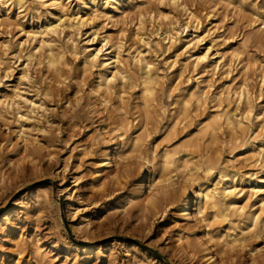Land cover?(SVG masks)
<instances>
[{"label":"rangeland","instance_id":"rangeland-1","mask_svg":"<svg viewBox=\"0 0 264 264\" xmlns=\"http://www.w3.org/2000/svg\"><path fill=\"white\" fill-rule=\"evenodd\" d=\"M263 179L264 0H0V264H264Z\"/></svg>","mask_w":264,"mask_h":264},{"label":"bare ground","instance_id":"bare-ground-1","mask_svg":"<svg viewBox=\"0 0 264 264\" xmlns=\"http://www.w3.org/2000/svg\"><path fill=\"white\" fill-rule=\"evenodd\" d=\"M189 15V14H188ZM188 18V16H187ZM195 19V18H193ZM57 22V21H55ZM74 22V21H73ZM75 24V23H74ZM174 26V25H173ZM65 27V26H64ZM66 28V27H65ZM41 30V29H40ZM50 30V29H49ZM53 31V30H52ZM48 35V34H47ZM44 41V39H43ZM45 42V41H44ZM48 43V42H46ZM97 52V51H96ZM92 54V53H91ZM109 77V76H108ZM107 78V77H106ZM149 79V78H148ZM149 81L145 82V90L146 92L150 93L151 92V87L149 85ZM216 120H219V116H215ZM225 123L227 125H231L232 124V121L229 119V118H225ZM206 129V128H205ZM102 165H105L106 162L105 161H102L101 162ZM211 167L207 166L205 167L204 171L205 173L208 171L209 173V170H210ZM165 173V172H163ZM192 173V172H191ZM187 176V174H185ZM190 176H192L193 178V174H189ZM158 177V176H157ZM188 178H190L188 176ZM264 180V179H263ZM196 181V179H195ZM201 184V183H200ZM215 187V185H213ZM212 186V187H213ZM257 189V188H256ZM222 191H227V192H230L231 193V190H230V187L229 185L227 184L226 186H224V188L222 189ZM257 192H260V189H257L256 190ZM217 192H215V188H202V186L200 185L199 188H198V191H197V199H198V208H197V211L198 213L200 214H203V212L205 211L206 207H211V208H216V206L219 204V200H218V196L216 195ZM235 200V199H234ZM197 201V200H196ZM192 200H190V198L187 196L186 199H185V202L182 203V205L180 206V210L182 211V213L184 214L185 218L188 219L190 216H191V205H192ZM263 203V201H260ZM230 203H234L233 201H230ZM229 203V204H230ZM238 203V202H237ZM261 203V204H262ZM236 204V203H235ZM234 205V204H232ZM216 213V212H214ZM259 214V213H258ZM255 216V214H254ZM258 217V216H257ZM257 217H253V219L255 220ZM214 218V217H213ZM212 220V219H211ZM178 235L176 236L175 240L176 241H182L183 239V235L182 233H177ZM225 238V237H224ZM224 240V239H223ZM229 242V241H228ZM227 244H230V243H227ZM208 258V256H207Z\"/></svg>","mask_w":264,"mask_h":264}]
</instances>
